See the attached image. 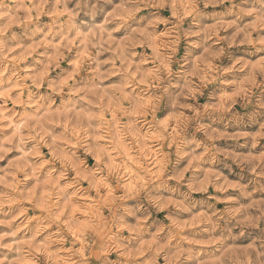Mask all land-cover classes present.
Listing matches in <instances>:
<instances>
[{"label": "clouds", "instance_id": "obj_1", "mask_svg": "<svg viewBox=\"0 0 264 264\" xmlns=\"http://www.w3.org/2000/svg\"><path fill=\"white\" fill-rule=\"evenodd\" d=\"M0 264H264V0H0Z\"/></svg>", "mask_w": 264, "mask_h": 264}]
</instances>
